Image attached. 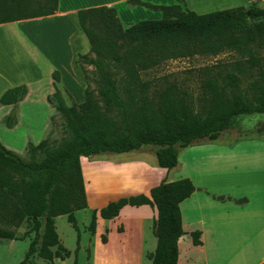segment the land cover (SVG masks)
<instances>
[{
  "label": "trees",
  "instance_id": "16d2710c",
  "mask_svg": "<svg viewBox=\"0 0 264 264\" xmlns=\"http://www.w3.org/2000/svg\"><path fill=\"white\" fill-rule=\"evenodd\" d=\"M57 2L43 0L41 7L27 11V0H0V23L53 14ZM128 2L159 10L161 17L123 25L114 7L91 6L76 12L89 43V51L79 53L76 62L81 69L92 65L99 85L96 92L85 87L80 103L67 104L57 90L47 96L69 136L55 146L49 145L47 137L37 144L28 141L29 158L0 142V238H29L18 264H30L33 255L48 261L70 255L55 225V217L63 214L76 232L72 264H78L80 230L74 211L87 206L81 156L118 154L152 145L156 164L170 169L177 164L178 148L198 140H215L239 117L264 113V67L254 56L256 48H264V6L252 4L200 14L185 8L184 0L172 4ZM224 51L247 55L246 61L258 67L251 97L244 95L234 71L222 75L215 71L206 77L204 99L209 105L198 110L177 85L150 89L149 81L140 77L142 71L167 60ZM235 64L242 73L238 62ZM52 78L59 80L57 71ZM227 89L232 96L221 99ZM26 92L25 84L8 88L0 95V103H16ZM10 119H6L8 125ZM194 190L188 178L161 180L150 189V196L120 197L93 210L87 230L95 232L97 213L112 218L124 205L154 204L157 217L152 231L157 244L148 257L151 264H176L177 240L182 234L179 203ZM191 235L194 243L200 242L198 232ZM101 240L105 242L106 237L101 235Z\"/></svg>",
  "mask_w": 264,
  "mask_h": 264
},
{
  "label": "crops",
  "instance_id": "0c3cea01",
  "mask_svg": "<svg viewBox=\"0 0 264 264\" xmlns=\"http://www.w3.org/2000/svg\"><path fill=\"white\" fill-rule=\"evenodd\" d=\"M140 1L150 4L179 2ZM254 2L256 0H184L183 6L203 13L249 7ZM100 5L114 7L123 25L152 17L158 19L161 15L159 10L128 0H58L53 14L0 23V50L8 57L4 65H0V95L20 84L46 88L37 97L27 96L11 104L0 103V126L8 135H20L25 145L28 141L37 144L45 138L50 116L56 112L47 101L51 82L69 92L73 102L84 100L83 72L76 59L79 53L89 51V43L78 24L76 12ZM39 22L69 24L71 30L65 44H60V27L49 30L44 36L27 29L31 35L28 36L25 25ZM32 48L55 67L45 83ZM65 54H68L66 61L63 60ZM54 71L59 75L57 82L52 78ZM42 109L44 119L39 126L37 122L41 120L38 121L35 114L42 113ZM12 113L15 116L8 125L6 119ZM0 141L8 145L4 139ZM12 148L20 152L17 147ZM127 153L106 158L80 157L87 206L76 210L74 215L77 219L82 216V226L88 225L93 210H99L110 201L140 193L150 196V189L161 180L188 178L195 190L179 203L182 234L177 240L176 264H264V134L237 139L220 134L212 141H195L178 148L177 164L170 169L156 164L154 151L141 155ZM156 217L154 204L124 205L112 218H103L97 213L95 232L80 231L78 264H87V259L89 264H95L102 244L105 264H151L148 253L153 252L157 244L152 231ZM100 229H107L105 242L101 240ZM192 232L199 233V243L193 242ZM74 233L76 236L75 230ZM83 237L85 240L91 238L88 258Z\"/></svg>",
  "mask_w": 264,
  "mask_h": 264
},
{
  "label": "rangeland",
  "instance_id": "374dc122",
  "mask_svg": "<svg viewBox=\"0 0 264 264\" xmlns=\"http://www.w3.org/2000/svg\"><path fill=\"white\" fill-rule=\"evenodd\" d=\"M27 2H28L27 11H34L43 5V0H27ZM253 4L258 5L260 7L264 6V3L262 2L257 3V1L254 2ZM211 11H216V10H211ZM211 11H206L203 13H207ZM160 17L161 15L158 18ZM154 18L155 17H152V19ZM25 26L28 36H31L28 30H33L36 33H38L40 36L42 35L44 36V33L49 34L48 32L49 30L60 27L62 29V33H61L62 43L60 44L62 45L65 44L66 35L69 33V30H71V26L67 23L60 24L54 22L52 23L39 22V23H30ZM19 32L22 31L20 30ZM19 32L17 31V33ZM32 47H34V45H32ZM32 54L35 57H37V60L39 61L40 69L43 76V83H45L47 76L48 75L51 76L50 72L55 70V67H53V65H51L50 62L40 52L38 53V51L35 48H32ZM67 55L68 54H65L63 56L64 61H66V59L68 58ZM254 56L260 59L259 66L264 67V48L263 47L256 48ZM7 58L8 57L5 54V52L4 51L2 52L0 50V65H4ZM247 58H248L247 55H240L232 51H224L217 55H194L187 58L167 60L153 69H150L148 71H142L140 77L144 81H149L150 89H161L163 86L167 84L177 85L179 88L184 89L187 92L188 96L193 99L194 107L196 108V110H198L199 107L201 106L207 107L209 105V103L204 99L207 89L204 87L203 82L205 81L207 76H210L215 71H219L218 72L220 73L219 75H222L227 71H234V73L239 75L241 79L240 87L244 91V95H246L247 97H251L250 93L252 90V83L257 74L258 67L252 66L250 62L246 61ZM236 62H238V66L242 68V73H239L237 71L235 64ZM82 72H83V89L87 87L96 92V90L98 89L99 80L95 68L92 65L85 64L82 67ZM55 90L59 91V93L64 97V100L66 101L67 104H71L74 101L69 92L62 90L56 83L51 82V84L48 86V91L50 94H52ZM43 91H46V88L44 89V87L41 85H35L32 88L27 87V92L25 96L26 97L28 96L30 98L37 97L41 95ZM231 96H232V92L227 89L225 92L222 93L221 99L230 98ZM41 111L42 113L35 114V117L38 119V121L41 120L37 122V125L39 126H41V122L44 119V115H43L44 110L42 109ZM255 114L257 113L239 117L234 126L221 132V136L230 139H237L247 135L258 136L260 134H264L263 133L264 129L262 130L258 129L259 126L253 123L252 118ZM14 116H15L14 113H12L9 116V119L11 118L9 121H12ZM50 120L51 122L49 125V129L45 137H47L50 146H55L60 144L62 140L66 139L69 136V133L66 130L63 124V120L58 112H54L50 116ZM0 138L7 141L8 148L13 150L12 147H17L20 149V152L18 153L21 156H23L24 158L30 157L28 147L27 145L24 144V140L20 138V135L19 137L14 135H8L6 131L2 128V126H0ZM154 148L155 147L152 145H146L138 150L129 151L127 155L151 154L152 151H154ZM123 154L124 153H120L116 155H123ZM109 156H114V154L98 156V157L106 158ZM84 162L85 160H83V163ZM89 172L91 173V169H89ZM81 217H82L81 215H79L78 219L77 217H75L77 220L79 230L80 231L83 230L84 232L86 231L89 232L86 227L87 225L85 226L81 225L83 222L81 220ZM55 225L60 242L65 248H67L70 251V255L63 260H60L57 257H53L51 261L43 260L37 255H33L29 259L30 264H72L74 258L73 250L76 246L75 243L76 236L74 233V229L67 221L65 214L61 217L59 216L55 217ZM100 230L102 231L101 235H104L106 237L107 229H100ZM90 239L91 238L89 237V240L87 239L85 240V237H83L84 244L87 243V247H86L87 258L89 256ZM28 241L29 238H26L24 240H9V239L0 238V264H18L28 245ZM80 247L81 245L79 244V249ZM52 249L54 250L55 247H53ZM98 252L99 254L97 256L95 264H105L103 257L104 254L103 244L99 247ZM70 259L72 261H70ZM87 264H89L88 259H87Z\"/></svg>",
  "mask_w": 264,
  "mask_h": 264
},
{
  "label": "flooded vegetation",
  "instance_id": "af4514ba",
  "mask_svg": "<svg viewBox=\"0 0 264 264\" xmlns=\"http://www.w3.org/2000/svg\"><path fill=\"white\" fill-rule=\"evenodd\" d=\"M253 123L258 125L260 130L264 129V113L263 114H255L252 118Z\"/></svg>",
  "mask_w": 264,
  "mask_h": 264
},
{
  "label": "built area",
  "instance_id": "2783aa9c",
  "mask_svg": "<svg viewBox=\"0 0 264 264\" xmlns=\"http://www.w3.org/2000/svg\"><path fill=\"white\" fill-rule=\"evenodd\" d=\"M256 1H257V3H259V2L264 3V0H256Z\"/></svg>",
  "mask_w": 264,
  "mask_h": 264
}]
</instances>
